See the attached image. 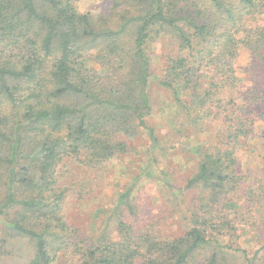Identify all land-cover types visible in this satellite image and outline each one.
I'll return each instance as SVG.
<instances>
[{"label":"trees","instance_id":"16d2710c","mask_svg":"<svg viewBox=\"0 0 264 264\" xmlns=\"http://www.w3.org/2000/svg\"><path fill=\"white\" fill-rule=\"evenodd\" d=\"M77 1L0 0L6 243L31 246L25 264H235L238 257L264 264V244L252 256L236 245L241 226L264 234V178L251 181L238 156L257 123L264 147V0H112V16L98 19L80 13ZM158 44L166 59L158 85L192 123L220 122V146L203 150L196 171L172 189L196 194L181 236L136 230L120 209L114 238L89 236L62 215L68 189L59 166L101 167L139 131L155 147L146 117ZM240 50L250 58L243 78Z\"/></svg>","mask_w":264,"mask_h":264},{"label":"rangeland","instance_id":"374dc122","mask_svg":"<svg viewBox=\"0 0 264 264\" xmlns=\"http://www.w3.org/2000/svg\"><path fill=\"white\" fill-rule=\"evenodd\" d=\"M111 1L79 0L76 8L96 19L110 17ZM249 63L248 54L240 50L236 59L238 78L244 77ZM150 65L147 94L151 111L146 124L154 129L155 147L146 132L139 131L131 139H124V153L101 167L84 168L74 161L59 166L61 184L68 189L62 215L70 226L89 236L114 238L119 209L124 220L136 230L161 238L181 236L188 226L187 215L196 194L186 192L182 198L172 189L182 188L196 171L203 150L220 146L223 131L220 122L206 119L192 123L174 102L171 92L158 85L166 65L159 44L153 48ZM229 95L235 96V92L230 90ZM254 128L242 141L238 154L239 170L251 181L264 178V147L259 140L263 125L257 123ZM127 191L128 208L121 202ZM1 227L0 222V246L5 243L0 250V264H25L31 256V246L24 241L6 243ZM238 233L236 245L249 256L264 244V234L248 226H241ZM234 263L244 264L241 257ZM135 264H142V260H136Z\"/></svg>","mask_w":264,"mask_h":264}]
</instances>
